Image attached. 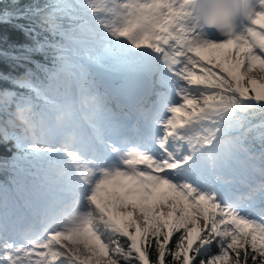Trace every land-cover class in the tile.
I'll return each instance as SVG.
<instances>
[{"label": "snow or ice", "instance_id": "1", "mask_svg": "<svg viewBox=\"0 0 264 264\" xmlns=\"http://www.w3.org/2000/svg\"><path fill=\"white\" fill-rule=\"evenodd\" d=\"M3 15L32 43L0 77V264H264V0Z\"/></svg>", "mask_w": 264, "mask_h": 264}, {"label": "trees", "instance_id": "2", "mask_svg": "<svg viewBox=\"0 0 264 264\" xmlns=\"http://www.w3.org/2000/svg\"><path fill=\"white\" fill-rule=\"evenodd\" d=\"M47 0H19L18 4L14 0H0V77H18L23 73L22 68H14L12 55L19 53L21 45H31V39L25 35L18 24H27L26 20H17L14 15L5 17L3 14L7 10L13 14L18 8H23L27 4L43 5ZM7 54V55H5ZM33 59L43 62V57L34 56ZM31 67V65H29ZM10 81L0 78V90L12 89ZM15 156V148L10 142L0 141V184L10 182L13 176L12 162Z\"/></svg>", "mask_w": 264, "mask_h": 264}, {"label": "clouds", "instance_id": "3", "mask_svg": "<svg viewBox=\"0 0 264 264\" xmlns=\"http://www.w3.org/2000/svg\"><path fill=\"white\" fill-rule=\"evenodd\" d=\"M18 115H19V114H18ZM17 123L20 124L21 126H22V124H23L22 120H19V119L17 120ZM32 131H33L32 129H28V130H27V134H28L29 136H31Z\"/></svg>", "mask_w": 264, "mask_h": 264}, {"label": "rangeland", "instance_id": "4", "mask_svg": "<svg viewBox=\"0 0 264 264\" xmlns=\"http://www.w3.org/2000/svg\"><path fill=\"white\" fill-rule=\"evenodd\" d=\"M0 141H2V140H0ZM15 154H16V150H15Z\"/></svg>", "mask_w": 264, "mask_h": 264}]
</instances>
